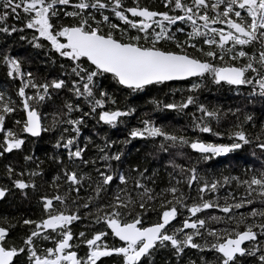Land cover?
<instances>
[{"label":"snow or ice","instance_id":"6c2138e0","mask_svg":"<svg viewBox=\"0 0 264 264\" xmlns=\"http://www.w3.org/2000/svg\"><path fill=\"white\" fill-rule=\"evenodd\" d=\"M18 33L59 67L40 77L11 47H0V68L19 81L14 96L0 91V158L24 153L22 164H3L0 199L14 192L28 199L31 192L40 208L36 219L0 218V264H264V207H251L264 205V159L258 168L248 165L243 179L209 177L187 160L177 163L186 149L208 161L251 145L253 155L264 157V122L253 136L247 127H256L255 117L242 108L221 111L198 102L208 85L247 88L246 102L264 101V0H160L159 7L141 0H0V36L7 43ZM165 82L187 83L188 94L152 103L178 113L191 107L197 135L144 114L122 141L152 140L156 153L168 157L161 187L157 169L122 167L116 141L96 144L85 136L81 144L80 137L86 120L116 127L136 112L118 103L113 86L143 94ZM213 122L228 124L226 133ZM52 130L59 132L50 157L54 172L27 151L31 140ZM204 133L226 135L227 142L202 139ZM89 144L95 155L85 158ZM49 175L48 191L39 193L38 180ZM233 183L235 192L221 201L219 191ZM205 210L221 215L205 217ZM82 219L95 230L74 231ZM17 225L26 234L17 236Z\"/></svg>","mask_w":264,"mask_h":264},{"label":"trees","instance_id":"16d2710c","mask_svg":"<svg viewBox=\"0 0 264 264\" xmlns=\"http://www.w3.org/2000/svg\"><path fill=\"white\" fill-rule=\"evenodd\" d=\"M131 3V0H128ZM143 5H151L152 7H159L160 0H141ZM8 23H12L11 20ZM30 34V33H29ZM19 35L23 33H18L12 38L7 39L5 43V37L0 36V47H11V53L17 55L21 58H25L28 64V70L34 72L40 77H47L50 74L54 76L58 70L59 65H53L50 62H46L42 53L38 51H33L32 47L23 41L19 40ZM191 81H189L190 83ZM19 81H10L5 75V70L0 68V91H4L7 94L15 95V89L18 88ZM187 83L184 82H165V86H155L143 91V94L129 93L127 91L120 90L117 86H113L110 91L116 97L120 105H129L136 108V112L131 115V117L125 121V123L118 125L116 127H108L97 125L95 121L86 120L85 125L82 128V135L80 137V143H85L84 137H89L94 143H103L102 138L111 139L116 141L117 144L114 146V150H121L123 152V164L122 167L127 169L131 164L141 163L148 168L149 173H152L153 169L159 171V176L157 177V184L161 187L165 186L168 179L164 165L165 161L168 159L167 156L162 154H157L154 142L152 140L144 139H131L127 144L122 143L123 140L128 139V130L133 126H138V118H143L144 114H148L151 118L155 120L157 124L167 127L169 130H181L186 129L185 135L195 136L190 130L191 119L190 115L193 109L189 107L185 113H178L176 111L164 109L162 106L160 108L155 107L152 101L159 100L162 104H166L173 101L181 100L182 96L187 95ZM248 89L241 88L239 92L236 90L229 91L228 88L218 89L211 85L203 88L198 94V102L205 103L210 108H219L221 111L229 108H242L244 112L255 117L253 124L256 125L255 128L251 126L247 127V131L252 132L255 136L259 131V123L264 122V101L256 98L252 102H246L244 97L247 95ZM58 103V101H57ZM54 110V106H49L45 108L46 112L51 113ZM18 117H13L16 119ZM243 115H241V119ZM227 119L231 120V117ZM213 128H219L220 130H226L228 124L221 122L216 124L213 122ZM59 135L58 131L52 130L48 133L42 134L41 139H33L27 146V151H34L35 156L38 157L42 162V167L46 170L54 172L56 170V165L51 161L50 157L54 152L53 144L56 136ZM202 139L212 140L213 142H227L226 135L225 138L214 137L211 134L204 133L201 134ZM253 147L249 145L243 151L236 153L227 154L224 157H215L211 160L205 161L199 156L186 149L184 151L183 158H177V163L183 162V160L189 161V166L195 164L201 175H207L209 177L219 178L221 176H236L239 175L241 179L244 178V170L248 165H253V167H260V160L264 159L261 157L259 152L253 155ZM87 155L85 158L95 155V149L92 144H89L86 150ZM23 154L20 152H15L11 156H5L0 158V171H2L3 164L12 163H23ZM173 155L175 152L173 150ZM46 156L49 157L46 159ZM31 166V165H29ZM171 169L169 168V171ZM50 180V175L45 176L43 179L38 180L37 191L39 193L47 192L46 187L47 181ZM6 182V181H4ZM237 185L235 183L231 186H225L219 191L218 196L221 201L226 198L228 192H235ZM187 191V189H185ZM241 193L243 188H240ZM192 195L195 196V188L192 189ZM37 196L29 193L28 199H21L18 193H13L9 195L7 199H0V218L8 217L9 222H14L18 220L23 215H29L36 219L40 217V208L36 203ZM251 207L261 208L264 205L256 202ZM249 209L243 208L239 210L242 213H246ZM221 215L218 211L205 210L203 215L205 217L211 215ZM181 217L180 219H182ZM148 219H155V215L148 217ZM180 220L176 221L178 225ZM210 224L216 226L218 222L209 221ZM88 225L87 228L84 226ZM176 226V225H174ZM74 231H92L95 230L94 226L90 225L87 220H81L74 223ZM26 234V229L22 226L17 225L16 235L22 236ZM207 256L211 257V253H206ZM192 258L196 257L195 250L191 251ZM105 264H111L110 261H105Z\"/></svg>","mask_w":264,"mask_h":264},{"label":"water","instance_id":"95a60500","mask_svg":"<svg viewBox=\"0 0 264 264\" xmlns=\"http://www.w3.org/2000/svg\"><path fill=\"white\" fill-rule=\"evenodd\" d=\"M227 155V154H226ZM226 155H224V156H226ZM224 156H220V157H224Z\"/></svg>","mask_w":264,"mask_h":264}]
</instances>
